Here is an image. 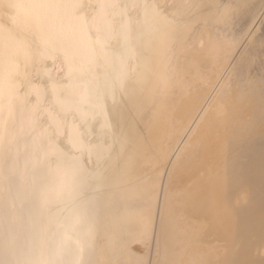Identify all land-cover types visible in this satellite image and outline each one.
Instances as JSON below:
<instances>
[{"label":"bare ground","instance_id":"bare-ground-1","mask_svg":"<svg viewBox=\"0 0 264 264\" xmlns=\"http://www.w3.org/2000/svg\"><path fill=\"white\" fill-rule=\"evenodd\" d=\"M0 264H264V0H0Z\"/></svg>","mask_w":264,"mask_h":264}]
</instances>
